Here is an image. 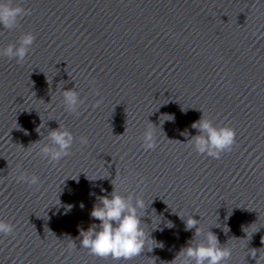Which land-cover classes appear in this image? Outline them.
I'll return each instance as SVG.
<instances>
[{"label": "water", "instance_id": "water-1", "mask_svg": "<svg viewBox=\"0 0 264 264\" xmlns=\"http://www.w3.org/2000/svg\"><path fill=\"white\" fill-rule=\"evenodd\" d=\"M16 2L30 14L0 28V48L36 39L22 62L0 57V219L15 226L0 264H171L190 216L232 249L226 264H264V0ZM74 86L83 103L70 113L60 90ZM202 114L236 131L220 159L186 143ZM150 122L157 146L145 150ZM59 124L77 139L52 162L40 148ZM22 172L40 183L17 182ZM111 183L145 201L152 252L117 261L79 247L78 228L98 223L89 193Z\"/></svg>", "mask_w": 264, "mask_h": 264}, {"label": "clouds", "instance_id": "clouds-1", "mask_svg": "<svg viewBox=\"0 0 264 264\" xmlns=\"http://www.w3.org/2000/svg\"><path fill=\"white\" fill-rule=\"evenodd\" d=\"M27 14H30L28 10L17 3L16 0H0V28L8 30L16 28L19 20ZM35 39L36 37L32 32L24 33L20 37L18 44L10 43L6 47L0 48V57H7L10 60L15 59L17 63L22 62ZM60 91L66 110L70 113H77L83 100L79 92L76 91L75 86L68 89L63 87ZM96 95H99V93L97 92ZM184 112L186 113V111ZM161 116L170 117L165 119L163 123L166 121L174 122L175 120L172 114H163ZM150 124L151 127L146 128L142 137V146L145 150H153L157 146V136L155 134L157 125L151 122ZM160 125L162 126L163 124ZM39 127L36 131L41 135V131H38ZM191 128L197 130L198 135L188 139L186 143H189L197 154L220 159L222 153L231 151L236 144V131L234 128L226 125L216 126L210 119L204 118L203 114L198 121L191 124ZM76 139L70 130L59 124L58 128L48 131L47 140L50 143H44L41 146L40 154L52 162H58L70 154ZM79 142L82 145H87L89 141L87 136H81L79 137ZM17 182L26 183L29 186L37 185L40 183V177L35 174L28 175L22 172L17 177ZM101 192H105V189L101 188ZM89 195L96 197V203H94L90 212V218L93 221H98V223H92L87 230L78 228L79 236L75 239L80 240L79 247L88 249L91 255L104 258L111 257L117 261L121 259L129 260L145 251L152 252L156 248L149 249L147 247L151 233L145 230L148 225L144 220L147 208L145 201L140 196L135 194L122 195L116 191L114 185L111 193L96 196L95 192H90ZM72 207L73 205H67L64 214H68ZM80 207L83 209L84 205L81 204ZM157 216L159 215L157 214ZM181 219L185 222L186 231L195 229V232L193 238L187 242L185 247L181 248L171 261V264H226L231 258L232 249L225 246L226 244L221 245L217 235L212 231L203 232L200 228V220L195 219L194 216ZM152 223L154 221L151 219ZM160 224L153 231H163V229L159 228ZM251 225L248 227L242 226L246 237L247 232L245 229L251 227ZM172 227L173 224L170 222L168 228ZM14 231L15 226L13 224L0 219V236L12 235ZM229 231L230 229L228 228ZM201 236L203 237L202 240H195V237ZM68 237L70 238L68 249L70 251L76 249L75 239ZM155 242L161 245L159 248H163L162 243ZM249 255L256 258V261L259 257L256 256V253Z\"/></svg>", "mask_w": 264, "mask_h": 264}]
</instances>
